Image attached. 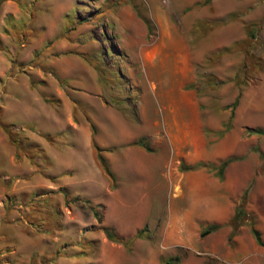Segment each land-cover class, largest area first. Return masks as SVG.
Wrapping results in <instances>:
<instances>
[{"label":"rangeland","instance_id":"1","mask_svg":"<svg viewBox=\"0 0 264 264\" xmlns=\"http://www.w3.org/2000/svg\"><path fill=\"white\" fill-rule=\"evenodd\" d=\"M177 84L215 146L198 161L237 159L220 178L178 169L197 160L134 153L113 171L105 153L136 146L130 137L153 152L139 105L153 116ZM174 256L264 264V0H0V264Z\"/></svg>","mask_w":264,"mask_h":264},{"label":"crops","instance_id":"2","mask_svg":"<svg viewBox=\"0 0 264 264\" xmlns=\"http://www.w3.org/2000/svg\"><path fill=\"white\" fill-rule=\"evenodd\" d=\"M182 79L183 75L179 74L177 82H181ZM148 89L154 93V87L148 85ZM168 91L172 92L168 96L158 93L157 97L160 102H157L158 107L153 111V116L148 108L141 103L139 105L138 115L142 125L141 128L150 130L153 126V129H155L154 133L141 132L139 136H147L148 144L153 148V152L136 145L124 146L119 151H114V153H105V158L110 162L113 171H117L118 161L124 158L126 153L137 154L138 157L145 160L151 157H164L161 162L167 163H170L173 159L178 160L180 157L198 161L202 158L201 154L213 153L215 146L208 143V139L204 134V123L198 109L195 107L193 93L182 89L181 84H177L176 88L171 87ZM136 138L138 137H130L127 142H134ZM141 161L139 165L145 166L148 164L144 160ZM197 169H193V171ZM212 214L209 213L210 216Z\"/></svg>","mask_w":264,"mask_h":264},{"label":"trees","instance_id":"3","mask_svg":"<svg viewBox=\"0 0 264 264\" xmlns=\"http://www.w3.org/2000/svg\"><path fill=\"white\" fill-rule=\"evenodd\" d=\"M235 102H236V99L232 102L231 105L233 106L235 104ZM250 131L251 132H257V133L260 132L258 129H252V130L250 129ZM92 132H93V129H92ZM91 143H92V146L95 149L96 157H97L98 161L100 162V165H101L104 173L111 180H113V176L110 173L109 169L107 168L106 161H105L104 157L100 153V151H101L100 148L94 143L93 139H91ZM134 144L139 145V146H142L145 150H150V148L146 145L144 138H138L136 141H134ZM235 159H237V157H235V156H227L226 158L222 159L215 166L212 165V164H210V163L202 162V161H198V162H196L195 164H192V165H188V164H184L183 162H180L179 165H178V169L180 171H187V170H193V169L205 167L207 169L214 170L215 174L220 178L221 175H222V172H223L224 168L226 167V165L228 163H230L231 161L235 160ZM244 196H245V191L242 194V197H244ZM243 213H244V210H243L242 206L241 205H238L235 208L234 213H233V216H232V229H234L238 225V223L240 222V218L243 215ZM218 226L219 225L216 224V223L206 224L205 227L200 231V235L203 236V235H205V234H207V233H209L211 231H214L215 229L218 228ZM249 230H250V233L252 234L255 242L257 244H259V245H263V243H262V241L260 239L259 232L251 225V223L249 224ZM102 231L104 232L105 236L109 240H111V241L118 240L116 238V236L114 235V233L111 231L110 228L103 227L102 228ZM172 260H177V257L174 256L172 258H167L164 261V264H171Z\"/></svg>","mask_w":264,"mask_h":264}]
</instances>
